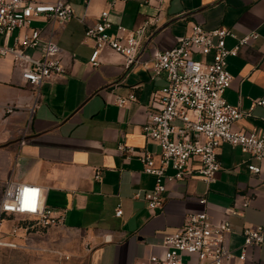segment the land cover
I'll return each mask as SVG.
<instances>
[{
    "label": "crops",
    "instance_id": "0c3cea01",
    "mask_svg": "<svg viewBox=\"0 0 264 264\" xmlns=\"http://www.w3.org/2000/svg\"><path fill=\"white\" fill-rule=\"evenodd\" d=\"M107 1L89 0L84 11L82 0H70L75 14L85 12L88 23ZM142 8L146 15L155 13L132 0L116 4L109 17L133 31L143 23ZM192 24L226 28L236 38L257 35L227 58L232 82L225 100L250 112L233 129L246 134L264 129V107L253 105L264 95V0H164L160 24L141 54L142 62L128 69L122 56L107 49L92 67L93 43L84 39L83 25L75 19L54 25L52 35L62 49L66 74L37 91L22 80L20 66L0 58V196L8 180L32 183L41 188L45 205L64 215L63 226L29 234L19 230L15 236L9 234L13 222L5 220L0 238L20 248H0V264H134L161 255L163 237L177 231L187 214L202 210L230 223V247L238 254L241 229L264 225V169L259 175L250 173L249 156L239 148L219 147L221 168L210 184L196 175L165 182L154 209L143 198L153 187V177L142 172L137 156L116 149L123 143L136 151L158 152L141 126L165 74L154 76L147 61L157 50L173 47ZM236 44L225 39L227 48ZM116 96L133 99L119 107ZM6 106L14 110L7 113ZM118 206L120 216L115 215ZM105 234L112 242L103 243ZM232 264H264V242Z\"/></svg>",
    "mask_w": 264,
    "mask_h": 264
},
{
    "label": "built area",
    "instance_id": "2783aa9c",
    "mask_svg": "<svg viewBox=\"0 0 264 264\" xmlns=\"http://www.w3.org/2000/svg\"><path fill=\"white\" fill-rule=\"evenodd\" d=\"M88 1L82 0L84 11ZM129 1L132 0H108L107 7L88 23L85 12L82 16L75 14L70 0H0V58L8 57L20 66L22 80L37 91L46 81L66 74L62 49L53 38L52 28L75 19L83 25L84 39L93 43L89 57L92 67L98 66L100 52L107 49L124 58L126 69L131 68L142 62L141 54L160 24L164 0H135L139 7H151L155 13L144 14L143 23L133 31L109 17L116 4ZM37 20L43 24L33 25ZM256 36L252 33L236 38L226 28L204 29L192 24L176 38L173 47L157 50L148 59L154 76L165 74V83L153 92V108L141 126L145 138L158 147V152L136 151L123 143L116 149L122 155L137 156L142 172L153 177V187L143 197L149 208L159 206L165 182L196 175L206 184L212 183L221 168L218 149L222 144L237 147L249 156L250 173L263 172L264 129L248 134L233 129V123L250 116V112L225 100L232 82L227 58L236 55L240 46ZM228 37L237 41L232 48L225 45ZM132 99L116 96L115 103L122 107ZM253 105L264 107V95ZM13 110L14 106H6L7 113ZM95 178H99L98 173ZM200 202L204 204L205 200ZM248 203L246 200L242 207ZM121 213L118 206L115 215ZM7 219L13 222L9 231L13 236L19 230L29 234L64 225L63 213L45 205L39 186L13 180L5 183L0 196V232ZM231 234L227 220L216 221L205 210L189 213L177 231L163 237L161 255H151L134 264H232L234 259L245 260L248 248L264 242V225L241 229L243 243L237 247L238 254L230 247ZM102 241L110 243L112 236L105 234ZM0 248L20 246L0 238Z\"/></svg>",
    "mask_w": 264,
    "mask_h": 264
},
{
    "label": "rangeland",
    "instance_id": "374dc122",
    "mask_svg": "<svg viewBox=\"0 0 264 264\" xmlns=\"http://www.w3.org/2000/svg\"><path fill=\"white\" fill-rule=\"evenodd\" d=\"M81 3H82V2H81ZM149 9H151V8H149ZM149 9L147 8L148 12H151V10H149ZM141 11L143 12V14H146V8H144V9L142 8ZM151 13H152V12H151ZM148 15H151V14H148ZM33 25L38 26L37 23H35V24H33ZM24 223H25V222H23V221H18V224H19V225H25Z\"/></svg>",
    "mask_w": 264,
    "mask_h": 264
}]
</instances>
